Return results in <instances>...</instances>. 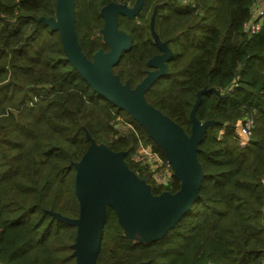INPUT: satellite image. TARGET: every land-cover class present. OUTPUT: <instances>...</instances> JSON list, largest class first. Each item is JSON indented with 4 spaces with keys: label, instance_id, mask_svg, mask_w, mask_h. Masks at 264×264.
I'll list each match as a JSON object with an SVG mask.
<instances>
[{
    "label": "trees",
    "instance_id": "16d2710c",
    "mask_svg": "<svg viewBox=\"0 0 264 264\" xmlns=\"http://www.w3.org/2000/svg\"><path fill=\"white\" fill-rule=\"evenodd\" d=\"M254 1L143 0L135 17L118 15L131 43L111 72L132 88L139 83L151 68L147 60L161 53L155 35L171 55L146 101L190 134L201 92L195 116L214 123L198 144L204 175L188 211L144 244L127 238L107 207L97 264H264V14L255 33L244 27ZM112 2L135 0H74L77 39L89 59L109 49L100 11ZM55 7L56 0H0V264H75L76 226L49 211L79 214L73 162L90 144L87 133L124 151L153 194L179 188L174 174L157 184L135 161L141 144L165 157L135 119L66 60L58 31L41 19L54 16ZM117 117L129 128H116ZM245 117L253 127L241 146L235 127Z\"/></svg>",
    "mask_w": 264,
    "mask_h": 264
},
{
    "label": "water",
    "instance_id": "95a60500",
    "mask_svg": "<svg viewBox=\"0 0 264 264\" xmlns=\"http://www.w3.org/2000/svg\"><path fill=\"white\" fill-rule=\"evenodd\" d=\"M143 0L133 6L112 2L100 13L101 33L109 49L96 50L89 59L82 51L75 29L74 0H56L55 15L41 17L52 30H57L66 60L101 97L123 109L135 119L162 151L179 179V188L153 194L145 176L139 177L124 161V151H113L97 143L87 133L90 144L75 168L74 192L78 200L77 217L49 211L56 219L76 226L75 241L70 245L75 264H97L107 207H111L124 235L138 243L162 238L188 211L199 194L203 171L197 157L198 144L213 120L200 122L195 116L201 92L190 110L191 132L184 129L146 101L144 93L167 72L166 60L171 50L155 37L161 53L147 60L151 70L133 88L120 82L111 68L122 51L130 47V36L118 26V15L135 17ZM16 114V111H13ZM135 264H143L137 262Z\"/></svg>",
    "mask_w": 264,
    "mask_h": 264
},
{
    "label": "built area",
    "instance_id": "2783aa9c",
    "mask_svg": "<svg viewBox=\"0 0 264 264\" xmlns=\"http://www.w3.org/2000/svg\"><path fill=\"white\" fill-rule=\"evenodd\" d=\"M260 0H255L253 4V15L245 23V30L249 33H255L259 30L264 14V6L259 4ZM253 120L251 117H245L238 121L235 127V133L238 136V141L241 146L248 144L252 134ZM142 151L136 153L135 161L148 166L153 179L157 184H167L173 174V169L169 162L161 157L158 152L153 150L149 145L140 146Z\"/></svg>",
    "mask_w": 264,
    "mask_h": 264
},
{
    "label": "rangeland",
    "instance_id": "374dc122",
    "mask_svg": "<svg viewBox=\"0 0 264 264\" xmlns=\"http://www.w3.org/2000/svg\"><path fill=\"white\" fill-rule=\"evenodd\" d=\"M135 2H136V0H135ZM135 2H134V4H135ZM123 3H126L127 4V2H123ZM259 4L261 5V6H264V0H260L259 1ZM128 5V4H127ZM154 16V13L152 14V16H151V18ZM101 29H102V27L99 29L100 30V33H101ZM101 36H102V33H101ZM102 38H103V36H102ZM153 38H155V37H153ZM104 40V39H103ZM166 46V45H165ZM117 120V121H116ZM115 121H116V124H115V127L116 128H118L119 130H126L127 128H129L128 127V125H125V123H124V121H123V119L121 118V117H117L116 119H115ZM101 144H104V145H106V143H104V142H100ZM107 146V145H106ZM141 146V145H140ZM147 146V145H146ZM148 146H149V144H148ZM139 149V152L140 151H142V149H140V148H138ZM135 159V158H134ZM72 244V243H71Z\"/></svg>",
    "mask_w": 264,
    "mask_h": 264
},
{
    "label": "flooded vegetation",
    "instance_id": "af4514ba",
    "mask_svg": "<svg viewBox=\"0 0 264 264\" xmlns=\"http://www.w3.org/2000/svg\"><path fill=\"white\" fill-rule=\"evenodd\" d=\"M119 3H121V2H119ZM151 69H153V68H150L149 70H151ZM149 70H148V71H149ZM148 71H147V72H148Z\"/></svg>",
    "mask_w": 264,
    "mask_h": 264
}]
</instances>
